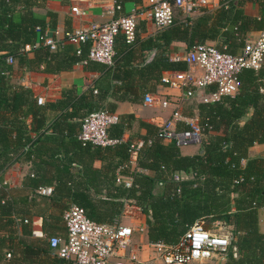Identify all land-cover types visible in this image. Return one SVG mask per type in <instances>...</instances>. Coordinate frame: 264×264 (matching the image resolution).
Listing matches in <instances>:
<instances>
[{
  "label": "trees",
  "instance_id": "16d2710c",
  "mask_svg": "<svg viewBox=\"0 0 264 264\" xmlns=\"http://www.w3.org/2000/svg\"><path fill=\"white\" fill-rule=\"evenodd\" d=\"M47 1L0 0V231L7 232L0 236V250L9 241L15 248L11 258L17 251L14 240L19 237L14 233L18 218L21 232H31L25 217L31 213L15 208L17 199L4 183L5 173L18 160L33 165L39 160L48 173L29 174L26 185L34 191L52 185L53 193L44 199L56 204L62 217L74 204L90 219L112 224L120 219L126 204L134 205L145 218L148 241L169 244L177 243L198 220L220 221L232 227L234 236L224 264H264V230L259 216L264 208V157L248 153L252 145L264 143V60L258 69L241 70V86L235 95L197 103V121L204 137L195 154L185 155L180 147L159 139V126L145 121H139L146 129L143 136L124 140L133 122L128 114H119L117 123L109 127L110 137L117 139L114 144L94 145L78 137L81 122L89 113L98 109L114 113L109 98L143 102L150 85L160 83L164 72L187 70L184 59L170 56L175 43L187 51L195 44L212 42L224 52L239 53L249 31L264 29V0H220L213 10L202 8L205 12L200 16L176 10L173 23L153 34H147L146 21L140 20L134 40L116 36L111 64L89 58V42L75 47L59 41L53 50L43 45L44 32L57 15L41 10ZM247 1L258 2L259 16L244 13ZM128 2L137 8L144 6L143 0H114V5L126 13ZM8 56L19 66L36 70L43 66L46 72L70 70L81 63L84 69L99 73V95L94 98L90 90L78 94L72 89L55 101L38 105L30 88L8 81L12 71ZM205 89L213 92L215 86ZM106 98L108 102L102 105ZM28 115L32 121L37 115L38 122L49 120L51 132L34 126L38 134L31 136L25 121ZM140 140L143 145L136 154L137 170L130 171L132 145ZM119 174H131V186L118 182ZM181 174L190 178L182 179Z\"/></svg>",
  "mask_w": 264,
  "mask_h": 264
},
{
  "label": "built area",
  "instance_id": "2783aa9c",
  "mask_svg": "<svg viewBox=\"0 0 264 264\" xmlns=\"http://www.w3.org/2000/svg\"><path fill=\"white\" fill-rule=\"evenodd\" d=\"M212 0H146V4L130 12L120 13L121 6L114 5L110 9V17L102 21H91L85 26L64 31L62 42L77 47L80 43L89 42V58L102 63L111 64L114 55V43L118 34H123L128 42L134 40L140 20L150 21L162 29L174 21L176 10L184 15H194ZM74 11L79 12L77 8ZM45 34V32H44ZM44 36V35H43ZM58 42L43 38V45L55 49ZM27 47L26 49H29ZM183 59L188 64L184 71H167L163 73L160 83L178 89L180 98L172 101L166 97L153 98L145 95V103L158 104L162 108L174 105L171 118L159 126L156 136L177 147H185L202 143L204 133L198 121L187 122V127L178 128L177 119L182 116V99L195 98L199 90L209 85L215 91L202 97L203 101L219 100L223 96L235 95L241 86L239 73L244 68L258 69L264 60V29L254 38H247L244 47L237 54L220 50L212 42H204L191 46ZM8 64H14L12 56L6 58ZM37 102L43 103L42 97ZM118 121V115L106 109H98L89 113L81 122L78 137L83 142L94 145H110L117 139L110 137L109 127ZM151 141H149L150 143ZM143 142L136 141L132 145L130 171L137 170L136 154ZM264 157V153H263ZM118 182L131 186L133 177L118 175ZM39 192L51 195V187H41ZM66 234L48 237V246L63 264H125L126 261L140 263L137 250L134 249L133 238L136 231L144 232L146 227L135 229L122 224L120 220L112 224L90 219L86 211L78 205H71L63 213ZM264 230V222H263ZM206 229L204 221H196L175 244L165 242H146L153 252L148 262L159 261L162 264H189L211 261L215 258L226 260L233 234L229 231ZM147 262V261H146Z\"/></svg>",
  "mask_w": 264,
  "mask_h": 264
},
{
  "label": "crops",
  "instance_id": "0c3cea01",
  "mask_svg": "<svg viewBox=\"0 0 264 264\" xmlns=\"http://www.w3.org/2000/svg\"><path fill=\"white\" fill-rule=\"evenodd\" d=\"M146 4V0H143V5ZM220 4V0H212L204 8L205 11H210L216 8ZM114 6V0H70L69 3H61L60 0H48L45 6L41 9L43 11H53L55 12L56 18L54 19V24L49 26L45 31L43 38L51 39L55 42H59L63 39L64 31L85 26L91 21H102L106 17H110V9ZM73 8H77L79 12L74 11ZM199 10L194 15L200 16L205 11ZM137 9V5L134 2H128L125 5L124 11L130 12ZM244 13L248 16L256 17L260 15V5L256 1H247L243 6ZM147 34H153L158 28H156L153 23L146 21ZM259 30H252L247 33V38H254L259 34ZM42 38V39H43ZM75 46V45H74ZM185 48L180 43H175L170 50V56L172 59H183L185 55ZM32 56V53L29 54ZM10 66V65H8ZM11 73L8 74V81L16 85H22L28 87L32 90L34 97L36 98V103L38 105H44L48 101H55L61 97L64 91L75 89L78 94L90 90V92L96 98L99 93L96 92V80L99 77L97 71H90L84 69L81 63H77L70 70H60L59 72H46L43 70V66L39 69H28L18 64L14 63L10 66ZM167 72V71H166ZM171 72V71H170ZM165 73V72H164ZM95 89V90H94ZM201 96L208 95L206 89L199 90ZM147 94H150L153 98H168L172 101L180 98V92L178 89L171 88L169 86L163 85L161 83H153L150 85V90ZM38 97H42L44 102L39 104L37 102ZM199 98H184L181 102L180 111L182 116L177 119L176 125L178 128L187 127V122L198 120L197 103L202 100ZM145 99V97H144ZM143 102H132L129 100L114 101L109 98V101L114 102V113L128 114L131 115L133 119L131 128L125 132L123 139L128 138L136 139L143 136L146 133V129L140 126L139 121H145L147 123L160 126L168 118H171L174 105L171 104L167 108H162L158 104L149 105ZM108 99H104L102 105H105ZM53 114H51L50 119ZM39 115L32 121V116L28 115L25 119L27 127L30 130V135L35 136L38 132L34 131L32 127L37 126L38 131L46 130V133L51 132V128L48 127L49 120L47 122H38L37 119ZM49 144L52 143L51 140L48 141ZM44 144H46L44 142ZM181 152L185 155H192L200 150V145H192L180 148ZM250 157H263L264 153V143H257L249 148ZM100 164L99 161L95 163L96 166ZM45 164L39 163V160L32 164L28 160H18L9 168L5 173L4 183L10 189V194L15 196L17 199L15 208L20 212H25L29 210L31 215H25L29 219V225L31 232L23 233L21 232L19 226V218L17 223V229L14 235H18L15 238L14 243H18L17 251L11 258V253L13 251L12 246L8 245V242L0 250V264H63V259L58 257L48 246V235H61L66 234V227L63 221L61 211L57 210L56 204H50L48 198L50 195H44L39 192V190L34 191L29 188L26 184V178L31 173L45 174L48 173ZM147 173L153 174V172L148 171ZM180 178L187 179L190 176L181 174ZM44 187H51L53 193V186L47 185ZM19 198H26L25 203L20 202ZM134 208L135 215L137 219L133 225L131 222L129 225L135 229L141 226H145V218L142 215L140 209L134 205H125L126 207ZM124 209V211H125ZM124 215L122 214L121 217ZM260 225L263 227L264 222V208L259 210ZM25 219V221L27 220ZM121 221V219H120ZM212 225L218 227L217 229L223 231H229L232 233V227L226 225L220 221H213ZM218 230V231H219ZM6 231H0V236H3ZM148 241L146 229L144 232L136 231L133 238L134 249L137 250L140 263H134L126 261L125 264H162L159 261L148 262L153 257V252L149 247H146V242ZM147 261V262H146ZM225 260L215 258L211 261L206 262H196L193 264H224Z\"/></svg>",
  "mask_w": 264,
  "mask_h": 264
},
{
  "label": "rangeland",
  "instance_id": "374dc122",
  "mask_svg": "<svg viewBox=\"0 0 264 264\" xmlns=\"http://www.w3.org/2000/svg\"><path fill=\"white\" fill-rule=\"evenodd\" d=\"M151 23V22H150ZM197 97H199V98H201L202 96H201V92L199 93H197ZM193 145H197V144H193ZM189 146H192V145H189ZM186 147V146H185ZM124 209H125V207H124ZM124 209H123V217H120V219H121V223L122 224H129V225H131L130 223L131 222H133L134 223V221L137 219V215H135V211H134V208H132V207H130V206H128V207H126V209H125V211H124ZM119 219V220H120ZM133 225H135V226H137L135 223L133 224ZM132 225V227H135V226H133ZM204 227H206L207 229H210V230H215V231H217V232H220V231H218L219 229H217L218 227H215L214 225H212V223L211 222H209V221H204Z\"/></svg>",
  "mask_w": 264,
  "mask_h": 264
}]
</instances>
